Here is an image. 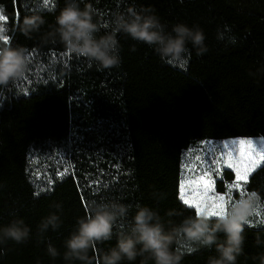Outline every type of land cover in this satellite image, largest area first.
Returning a JSON list of instances; mask_svg holds the SVG:
<instances>
[{
	"label": "trees",
	"instance_id": "obj_1",
	"mask_svg": "<svg viewBox=\"0 0 264 264\" xmlns=\"http://www.w3.org/2000/svg\"><path fill=\"white\" fill-rule=\"evenodd\" d=\"M84 3L96 9L100 34L116 11L150 7L169 31L178 22L198 25L207 51L197 56L189 44L184 58L166 62L148 45L120 35L121 63L101 70L59 43L40 44L64 0H0L8 37L0 46H23L29 60L22 77L0 85V226L22 218L31 229L25 243L3 246L0 264H67L63 241L93 200L118 199L133 206L130 215L135 205L148 206L166 226L179 224L196 212L179 197L184 150L206 139L264 138V0ZM28 14L46 20L31 39L17 27ZM62 155L68 168L63 177L40 180L32 172L33 158ZM232 178L224 169L217 190ZM246 191L259 192L264 201V161ZM55 203L60 211L51 207ZM169 210L178 214L169 217ZM52 212L61 227L41 242L37 225ZM245 235L237 264H259L253 257L264 247L255 246V237L264 239V224H249ZM48 241L61 253L55 259L47 253ZM115 243L113 237L99 245L101 253ZM175 247L196 248L183 240ZM211 255L214 248H199L186 252L181 264H207Z\"/></svg>",
	"mask_w": 264,
	"mask_h": 264
},
{
	"label": "clouds",
	"instance_id": "obj_2",
	"mask_svg": "<svg viewBox=\"0 0 264 264\" xmlns=\"http://www.w3.org/2000/svg\"><path fill=\"white\" fill-rule=\"evenodd\" d=\"M83 0H64V6L55 16L49 30L40 36L41 45L61 44L66 50L84 58L103 70L121 63V44L118 37L124 35L133 41L146 44L153 49L162 61L184 58L185 53L194 49L197 56L207 51L205 35L198 26L178 22L167 30L155 10L150 7L137 9L129 6L126 11H116L110 18L108 27L102 29L97 20L96 9ZM46 20L39 14L24 15L18 22V31L31 39L40 33ZM191 45L189 49L188 45ZM135 51V47L132 48ZM29 67L27 49L23 46H0V85L22 77ZM260 202V194L250 191L240 195L226 209L210 215L207 211L185 216L179 224L166 223L158 211L137 204L130 215L132 205L118 199L93 200L89 210L76 220L75 228L64 239L63 260L67 264H133L139 258L140 264H181L185 253L199 248L213 249L215 255L208 257L207 264H237L238 257L244 254L246 226ZM51 207L60 211L59 203ZM178 214L169 210L166 215ZM61 217L52 212L37 225V237L44 241L49 230L61 227ZM31 236V229L22 218L11 220L0 226V255L6 253L9 241L25 243ZM116 243L101 253L99 245L111 241ZM183 240L196 246L175 247ZM255 246L264 247V239L255 237ZM47 253L55 259L61 253L47 242ZM91 253V254H90ZM253 259L264 264V252Z\"/></svg>",
	"mask_w": 264,
	"mask_h": 264
},
{
	"label": "rangeland",
	"instance_id": "obj_3",
	"mask_svg": "<svg viewBox=\"0 0 264 264\" xmlns=\"http://www.w3.org/2000/svg\"><path fill=\"white\" fill-rule=\"evenodd\" d=\"M4 22L5 21H0V25H3V32H0V35L6 36ZM248 139H251L253 141L252 147H254L257 150L258 154L264 155V138L259 137V136L257 137H229V138H222V139H206V140L199 141L191 145L189 148L185 149L183 152V162H182V167H181V181H180V188H179L180 199H181L182 186L186 189L183 194L189 200L198 199L199 196L203 195L202 191L199 194L193 191V189L196 186L191 185L190 187L189 184H190V181L195 180L200 174H202L203 170L210 167L211 164L210 163L205 164L203 168H201L199 165V162L194 160L195 155L197 154L202 155L204 159L210 162L211 159H213L215 155L219 154V153H213L212 155H210L209 153L211 152V150L220 149L221 151L228 152V159L230 160V162H232L235 167H238L241 170H243V167L246 161L239 160L238 150H239L240 156H242L243 152L249 149V146L246 144L239 145L237 143H233V141L248 140ZM224 144L228 145V149L223 148ZM229 149L231 150L230 152H229ZM232 157H238V159L232 160L231 159ZM256 158H259V156L256 155ZM194 164L196 166L195 171H193ZM66 166H67V158L64 155L62 156H42L40 158L39 157L33 158V160L31 161L32 172L40 180H45L48 178V176L52 174H56L57 172L63 171L66 168ZM224 169H227V168L224 167L223 170ZM227 170H230L232 172L233 178L231 180L223 181L225 189L224 191H218L216 188V180L222 178V175L219 177L213 176V180L215 181L214 193H209L208 194L209 196L213 194H219L221 196H225V199H227V194L229 191L227 188V185L235 181V172L231 169H227ZM246 192L248 193V191ZM239 197H240L239 190L233 189L231 192L232 201H234L235 199H238ZM181 200L183 201V199ZM256 212L264 215V201L260 200L259 204L257 205ZM250 219H252L255 222L256 220L259 219V216L253 214L250 217ZM254 224H259V223H254Z\"/></svg>",
	"mask_w": 264,
	"mask_h": 264
},
{
	"label": "snow or ice",
	"instance_id": "obj_4",
	"mask_svg": "<svg viewBox=\"0 0 264 264\" xmlns=\"http://www.w3.org/2000/svg\"><path fill=\"white\" fill-rule=\"evenodd\" d=\"M49 0H44V3L47 4ZM7 16L2 14V9H0V21H6ZM0 32H3V25H0ZM0 40L8 41L7 36L0 35ZM233 143H237L239 145H248L249 149L243 152V155L240 156L238 150V157L241 161H246L244 164L243 170L238 167H235L232 162L228 159V152L221 151L220 149H213L209 153L212 155L213 153H219L215 155L213 159L209 162L204 159L202 155H195L194 160L199 162L201 168L205 164H211L210 167L203 170L202 174H200L195 180L190 181L189 186L195 185L196 187L193 191L199 194L201 191L203 192L202 196H199L198 199L189 200L184 196V191L186 190L183 186L181 188V199H183L184 203L190 206L195 207L196 212L207 211L210 215L218 214L221 209H226L233 201L231 198V192L233 189L239 190L240 195H246V184L248 182L249 176L256 171V169L260 166L261 161H264V155H259L257 150L252 147L253 141L251 139L248 140H240L233 141ZM224 149H228V145H223ZM231 150L229 149V152ZM256 155L259 158H256ZM238 157H232V160H237ZM195 164L193 165V171H195ZM231 169L235 172V181L227 185L228 194L227 199L225 196H221L219 194H213L209 196V193H214V185L215 181L213 180V176L219 177L223 174V168ZM68 168H65L62 172H57L55 175L59 177H63L67 174ZM202 182V183H201ZM243 182V183H241ZM255 215L259 216V219L255 222L252 219H249V224L259 223L264 224V215L254 212Z\"/></svg>",
	"mask_w": 264,
	"mask_h": 264
}]
</instances>
